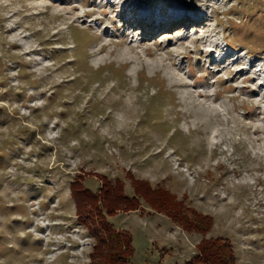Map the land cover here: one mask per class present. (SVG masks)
I'll use <instances>...</instances> for the list:
<instances>
[{"label":"rangeland","instance_id":"obj_1","mask_svg":"<svg viewBox=\"0 0 264 264\" xmlns=\"http://www.w3.org/2000/svg\"><path fill=\"white\" fill-rule=\"evenodd\" d=\"M0 67V93L26 99H0L17 112L0 118V146L15 141L0 206L22 203L0 207V264H89L104 233L77 220L68 183L96 191L103 177L125 195L131 178L166 188L187 219H211L202 235L142 198L103 208L131 235L127 264H181L209 237L264 264V0H0ZM23 124L35 134L15 135Z\"/></svg>","mask_w":264,"mask_h":264},{"label":"trees","instance_id":"obj_2","mask_svg":"<svg viewBox=\"0 0 264 264\" xmlns=\"http://www.w3.org/2000/svg\"><path fill=\"white\" fill-rule=\"evenodd\" d=\"M17 63L16 73H18L20 77H23L26 73L24 72L25 63L23 61ZM1 69L0 67V72ZM5 78V76H0V84L5 85ZM26 78L31 87H36L37 82L35 80L28 76H26ZM53 95H55V93L49 98ZM14 98H20L23 102L26 101L25 86H12L9 84L4 90H1V100L6 99L8 104H12ZM13 112H16L15 108L12 107L8 110L7 104H0V118L2 117L5 120H9L10 118L13 119L15 117L12 115ZM33 134H35V128H31L27 124L17 126L15 130V135H22L21 138ZM33 140L34 143L39 144L41 148L50 147L43 144V142L40 143L39 138ZM13 143H15V141L12 140V136L6 138V141L3 142L4 146H0V158L7 157L9 153L5 150V146L10 149ZM5 165L6 162L0 166L4 167ZM130 180L134 190L132 195H125L123 193V185L120 181L112 184L110 180L104 177L103 183L96 191H93L89 186L82 183L80 179H73L68 183L69 195H71L70 197L74 202L77 220L83 225L91 226L93 220L97 218L104 233L102 236L98 235L97 231L92 233L98 240L89 254V264H101L100 262L103 263V261H116V264H127L131 253L130 248L132 239L130 233L122 229H115L110 223L103 220V208L109 214H113L117 210L136 209L139 206V199L142 198L150 204L152 208L169 215L173 220L177 221V223L185 224L187 227L191 226L198 230V232H201L202 235L209 231L208 225L211 224L210 217L201 214L195 209L189 208L194 219H187L184 215L182 204L177 201L166 188L152 187L148 182L142 179L131 178ZM22 197L23 196H19V198ZM21 205L22 203L20 205L12 204L8 206L4 201L1 204L3 208L7 206L18 208V206ZM197 248L198 252L181 264H237L234 250L227 238H205L198 243Z\"/></svg>","mask_w":264,"mask_h":264},{"label":"bare ground","instance_id":"obj_3","mask_svg":"<svg viewBox=\"0 0 264 264\" xmlns=\"http://www.w3.org/2000/svg\"><path fill=\"white\" fill-rule=\"evenodd\" d=\"M131 6H132V5H131ZM172 9H173L177 14H178V13H181V10H180L178 7H176V6H175V8H172ZM128 10H129V12H130V11H132V10H137V8H134V7H133V8H130V9H128ZM173 10H172V11H173ZM127 14H130V13H127ZM168 16H169L168 18H171V17L173 18V17H174L172 12H169V13H168ZM175 17H176V16H175ZM219 51H220V53H221V57H225V56H227V55H226L227 53H225V50H224V49H223V50H219ZM212 52H214V50H212L210 53H212ZM229 57H232V53L230 54Z\"/></svg>","mask_w":264,"mask_h":264}]
</instances>
